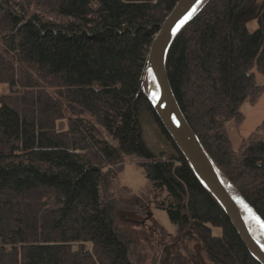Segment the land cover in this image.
Masks as SVG:
<instances>
[{
    "label": "trees",
    "instance_id": "16d2710c",
    "mask_svg": "<svg viewBox=\"0 0 264 264\" xmlns=\"http://www.w3.org/2000/svg\"><path fill=\"white\" fill-rule=\"evenodd\" d=\"M177 1L0 0V264H139L116 223L127 155L145 158L177 236L207 237L214 264H262L146 93L149 47ZM166 66L219 173L264 218V118L236 148L226 127L264 90V0H203ZM148 118L167 139L158 151Z\"/></svg>",
    "mask_w": 264,
    "mask_h": 264
},
{
    "label": "rangeland",
    "instance_id": "374dc122",
    "mask_svg": "<svg viewBox=\"0 0 264 264\" xmlns=\"http://www.w3.org/2000/svg\"><path fill=\"white\" fill-rule=\"evenodd\" d=\"M257 25L256 18L248 21L250 29H255ZM148 74H152L151 70ZM257 79L264 83V73H258ZM240 109L244 113L241 123L236 124L233 119L226 122L235 148L243 137L248 136L262 122L264 90L255 101L245 100ZM147 120L143 126L150 148L158 151L166 147L167 139L158 124L149 118ZM143 159L145 158L142 156L127 155L124 169L113 181V192L120 202L116 210V223L131 241L133 258L139 264H152L153 260L156 264H214L208 256L210 248L207 237L177 236L176 225L166 209L159 205L163 192L155 187L138 163ZM245 216L251 229L264 239L261 226L247 212ZM164 230L169 235L164 240L157 241V236H161ZM185 239L186 243L183 242Z\"/></svg>",
    "mask_w": 264,
    "mask_h": 264
},
{
    "label": "water",
    "instance_id": "95a60500",
    "mask_svg": "<svg viewBox=\"0 0 264 264\" xmlns=\"http://www.w3.org/2000/svg\"><path fill=\"white\" fill-rule=\"evenodd\" d=\"M202 2L203 0H178L160 25L149 47L145 76L151 70L161 90L158 95H151L147 87L146 93L161 122L185 154L195 172L225 208L249 251L264 264V245L256 239L245 212L253 217L263 231L264 226L261 222H264V218L250 202L233 190L219 173L178 102L166 66V55L171 42L181 27L190 19H186L189 13H192V17ZM162 102H166L165 105Z\"/></svg>",
    "mask_w": 264,
    "mask_h": 264
},
{
    "label": "bare ground",
    "instance_id": "6f19581e",
    "mask_svg": "<svg viewBox=\"0 0 264 264\" xmlns=\"http://www.w3.org/2000/svg\"><path fill=\"white\" fill-rule=\"evenodd\" d=\"M197 8V6H196ZM195 8V9H196ZM152 74H150V76H148V81H147V87L149 88L150 90V93L151 95H158L160 93V90H161V86L160 84L157 82L156 78H155V75L153 72H151ZM163 105H165L166 102H162ZM256 239L262 244L264 245V239L261 238L260 235L256 234L254 231H253Z\"/></svg>",
    "mask_w": 264,
    "mask_h": 264
},
{
    "label": "snow or ice",
    "instance_id": "6c2138e0",
    "mask_svg": "<svg viewBox=\"0 0 264 264\" xmlns=\"http://www.w3.org/2000/svg\"><path fill=\"white\" fill-rule=\"evenodd\" d=\"M191 15H192V13H189V15H188V17H186V19H189V18H191ZM250 211V210H249ZM262 223V226H264V222H261Z\"/></svg>",
    "mask_w": 264,
    "mask_h": 264
}]
</instances>
